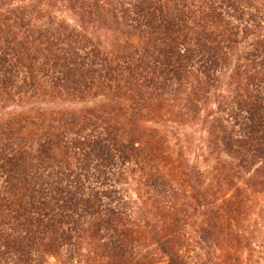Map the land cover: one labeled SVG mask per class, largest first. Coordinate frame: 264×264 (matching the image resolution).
Instances as JSON below:
<instances>
[{
	"label": "trees",
	"instance_id": "16d2710c",
	"mask_svg": "<svg viewBox=\"0 0 264 264\" xmlns=\"http://www.w3.org/2000/svg\"><path fill=\"white\" fill-rule=\"evenodd\" d=\"M250 231L264 0H0V264H240Z\"/></svg>",
	"mask_w": 264,
	"mask_h": 264
},
{
	"label": "rangeland",
	"instance_id": "374dc122",
	"mask_svg": "<svg viewBox=\"0 0 264 264\" xmlns=\"http://www.w3.org/2000/svg\"><path fill=\"white\" fill-rule=\"evenodd\" d=\"M251 225L258 228L257 222L253 221ZM251 232L247 236L252 245L246 247L244 253L239 251L236 255L241 256V262L243 263L240 264H264V236L262 233L251 234Z\"/></svg>",
	"mask_w": 264,
	"mask_h": 264
}]
</instances>
